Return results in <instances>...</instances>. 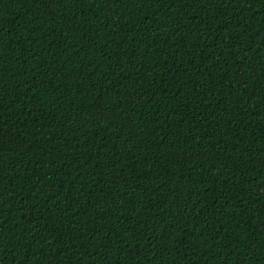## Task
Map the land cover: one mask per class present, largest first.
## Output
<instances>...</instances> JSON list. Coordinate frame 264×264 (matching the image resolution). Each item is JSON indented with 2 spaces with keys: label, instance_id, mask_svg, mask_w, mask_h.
Wrapping results in <instances>:
<instances>
[{
  "label": "trees",
  "instance_id": "trees-1",
  "mask_svg": "<svg viewBox=\"0 0 264 264\" xmlns=\"http://www.w3.org/2000/svg\"><path fill=\"white\" fill-rule=\"evenodd\" d=\"M0 264H264V0H0Z\"/></svg>",
  "mask_w": 264,
  "mask_h": 264
}]
</instances>
